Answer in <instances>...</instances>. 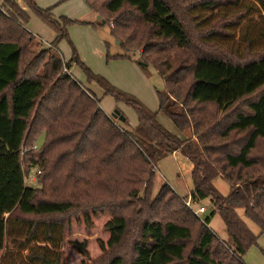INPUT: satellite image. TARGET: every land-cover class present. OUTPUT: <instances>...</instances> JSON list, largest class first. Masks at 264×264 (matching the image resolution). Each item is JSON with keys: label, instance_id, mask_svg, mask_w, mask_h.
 I'll list each match as a JSON object with an SVG mask.
<instances>
[{"label": "trees", "instance_id": "1", "mask_svg": "<svg viewBox=\"0 0 264 264\" xmlns=\"http://www.w3.org/2000/svg\"><path fill=\"white\" fill-rule=\"evenodd\" d=\"M85 1L102 16L100 24L111 22L113 36L117 27L129 30L131 42L123 47L139 52L142 66L155 67L164 83L157 90L159 108L152 112L116 89L75 52L66 63L57 57L54 49L66 36L65 25L49 8L24 0L55 31L54 48L41 45L26 28L29 14L17 0H4L0 156H19L24 143L43 135L27 170L44 166V173L39 169L41 188L27 198L34 209L16 205L7 215L0 212V264H65L62 247L74 208L87 225L90 215L109 211L106 245L115 249L125 241L128 213L134 216L136 237L128 258L115 252L98 264H245L246 250L264 233V153L256 154L264 144V0ZM176 50L187 53L184 60ZM73 61L104 94L136 110L135 127L117 125L99 99L86 96L64 73ZM158 112L189 136L166 130ZM177 152L191 164L188 197L193 203L209 199L214 207L203 221L168 183L152 196L158 162ZM217 177L229 184L226 196L213 183ZM47 182L50 191L65 185L72 197L57 192L46 197ZM239 209L258 226V234ZM215 212L225 225V241L207 225ZM74 246L90 259L85 241Z\"/></svg>", "mask_w": 264, "mask_h": 264}, {"label": "rangeland", "instance_id": "2", "mask_svg": "<svg viewBox=\"0 0 264 264\" xmlns=\"http://www.w3.org/2000/svg\"><path fill=\"white\" fill-rule=\"evenodd\" d=\"M21 2H24V0H21ZM35 2L41 8H49L52 17L61 26L65 25L66 36L57 42L56 48L54 49V54L57 57L66 63L75 52L78 60L93 73L102 76L116 89L134 96L148 110L152 112L158 111L159 98L157 90L163 89V80L152 63L147 62L146 66H142L139 63V52L123 47V45L131 42L129 39V30L117 27L114 33L115 35L113 36L111 22L108 21L100 24L102 16L93 12L85 0H35ZM19 4L24 7L23 9L26 7L29 14L26 28L36 36L41 42V45L50 46V41L55 37L53 28L45 23L34 11L29 9L25 2L23 5L21 3ZM1 5L2 3H0ZM102 13L106 15L103 10ZM102 13L100 12L101 15H103ZM65 19L70 20V22L66 24L64 22ZM136 30H139V27ZM51 47L53 46L51 45ZM138 51H142V48H139ZM176 52L178 51L176 50ZM178 53H181L178 59L184 60L187 53ZM64 73L72 75L86 96L99 99L101 109L110 118H112L110 113L114 109H118L126 117L127 123L122 124L117 119H114L117 125L125 130H130L128 128H133L138 123L136 110L129 104L116 101L113 96L104 94L102 87L95 82L88 81L86 73L76 61L70 62L69 71H64ZM34 115L35 110L31 113L30 118L33 119ZM157 121L166 130L181 138L189 136L188 130L184 133L180 132L172 121L161 112L157 113ZM126 125L128 128H126ZM43 141L44 136L40 135L36 139V142L30 143L31 141L28 140V142L24 143L19 156L12 153L6 156H0V212H4L5 215L16 205H21L25 210L34 209L27 203V198L32 189L41 188L35 175L40 173V170V175H43L44 166H31V169L27 170L29 168L28 159L30 154L37 153V149L42 145ZM263 153L264 144H261L256 154L260 155ZM166 183L169 184L174 193L185 199L186 205L188 201L190 202V206H187L192 210L193 214L194 210L201 205L206 208V213L201 215L195 214L200 221H203L202 218L214 208L209 199H205L199 203H193L190 197H188L189 191L193 188L191 164L179 152L170 154L158 162L153 180L152 196ZM213 183L222 195L226 196L229 193V184L223 178L217 177ZM63 186L57 190L50 191L47 182L44 188L46 197L56 192L59 196L61 194L69 196L67 192L68 188L65 185ZM69 197H72V193ZM131 200L133 201V199ZM78 209L74 208L71 212V228L65 236L62 247L63 261L65 264H81L83 260H85V264H98L103 257H109L115 252H119L125 258H128L131 253V244L136 237V231L132 223L133 215L129 216L128 213L129 229L125 241L115 249L109 248L106 245L109 232L105 228V223L111 217V213L105 211L96 216L90 215L92 224L87 225L83 220L84 215L80 214V209ZM239 213L242 215L247 226L255 234H258V226L244 216L242 209H239ZM207 225L219 240L225 241L227 239L225 225L218 212L214 213ZM84 241L86 242V249L89 253V260H86V257L81 255L74 246L75 242ZM101 243L105 247V252L101 250ZM243 261L245 264H264V233L260 234L256 243L252 244L246 250Z\"/></svg>", "mask_w": 264, "mask_h": 264}, {"label": "water", "instance_id": "3", "mask_svg": "<svg viewBox=\"0 0 264 264\" xmlns=\"http://www.w3.org/2000/svg\"><path fill=\"white\" fill-rule=\"evenodd\" d=\"M141 65H143V62H139ZM111 117L113 119H117L120 122H124L126 120V117L121 114V112L118 109H114L111 113H110Z\"/></svg>", "mask_w": 264, "mask_h": 264}, {"label": "built area", "instance_id": "4", "mask_svg": "<svg viewBox=\"0 0 264 264\" xmlns=\"http://www.w3.org/2000/svg\"><path fill=\"white\" fill-rule=\"evenodd\" d=\"M64 71L68 72V70L66 68H64ZM34 147H36V146H34ZM187 205L190 206V202L189 201L187 202ZM206 212H207V210H206V208L203 205L199 206L198 208H196L194 210V214H197V215H201V214L206 213Z\"/></svg>", "mask_w": 264, "mask_h": 264}, {"label": "crops", "instance_id": "5", "mask_svg": "<svg viewBox=\"0 0 264 264\" xmlns=\"http://www.w3.org/2000/svg\"><path fill=\"white\" fill-rule=\"evenodd\" d=\"M3 1H4V0H1L0 3H2ZM19 3H21V4L23 5L24 2H21V0H17V4H18V5H20ZM20 6H21V5H20ZM25 6H26V5H25ZM21 7L24 8L23 6H21ZM25 10H27L26 7H25ZM52 40H53V39H52ZM52 40H51V41H52ZM51 41H50V42H51ZM48 43H49V42H48ZM103 93H104V92H103ZM106 114H107V113H106ZM121 123H122V122H121ZM122 124H123V123H122ZM122 124H121V125H122ZM126 128H128L127 125H126ZM128 129H132V128H128ZM178 194H179V193H178Z\"/></svg>", "mask_w": 264, "mask_h": 264}]
</instances>
